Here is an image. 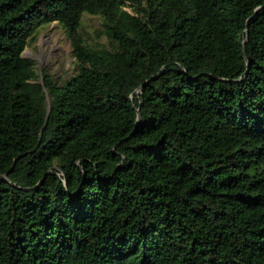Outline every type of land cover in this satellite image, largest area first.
<instances>
[{"label":"trees","instance_id":"16d2710c","mask_svg":"<svg viewBox=\"0 0 264 264\" xmlns=\"http://www.w3.org/2000/svg\"><path fill=\"white\" fill-rule=\"evenodd\" d=\"M0 264H264V0H0Z\"/></svg>","mask_w":264,"mask_h":264},{"label":"rangeland","instance_id":"374dc122","mask_svg":"<svg viewBox=\"0 0 264 264\" xmlns=\"http://www.w3.org/2000/svg\"><path fill=\"white\" fill-rule=\"evenodd\" d=\"M123 8L141 20H145L147 8L133 10L131 4L124 3ZM101 27L98 17L85 15L83 29L95 38V31ZM23 56L35 63L41 81L44 72H48L57 81L64 78L66 72L74 64L72 48L64 29L59 22L41 27L35 34V40L23 52Z\"/></svg>","mask_w":264,"mask_h":264},{"label":"water","instance_id":"95a60500","mask_svg":"<svg viewBox=\"0 0 264 264\" xmlns=\"http://www.w3.org/2000/svg\"><path fill=\"white\" fill-rule=\"evenodd\" d=\"M41 83H42V85H44V79H42Z\"/></svg>","mask_w":264,"mask_h":264}]
</instances>
